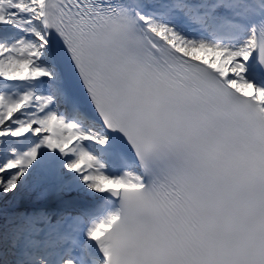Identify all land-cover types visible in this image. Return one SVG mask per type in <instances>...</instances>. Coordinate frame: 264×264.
I'll return each instance as SVG.
<instances>
[{
    "label": "snow or ice",
    "instance_id": "obj_1",
    "mask_svg": "<svg viewBox=\"0 0 264 264\" xmlns=\"http://www.w3.org/2000/svg\"><path fill=\"white\" fill-rule=\"evenodd\" d=\"M0 264H264V0H0Z\"/></svg>",
    "mask_w": 264,
    "mask_h": 264
}]
</instances>
